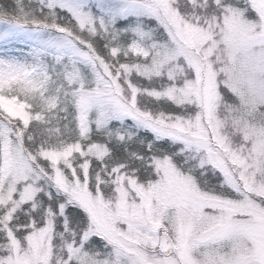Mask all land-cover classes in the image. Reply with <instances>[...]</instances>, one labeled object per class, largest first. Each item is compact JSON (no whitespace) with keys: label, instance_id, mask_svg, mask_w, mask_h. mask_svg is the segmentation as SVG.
I'll use <instances>...</instances> for the list:
<instances>
[{"label":"snow or ice","instance_id":"snow-or-ice-1","mask_svg":"<svg viewBox=\"0 0 264 264\" xmlns=\"http://www.w3.org/2000/svg\"><path fill=\"white\" fill-rule=\"evenodd\" d=\"M0 264H264V0H0Z\"/></svg>","mask_w":264,"mask_h":264}]
</instances>
